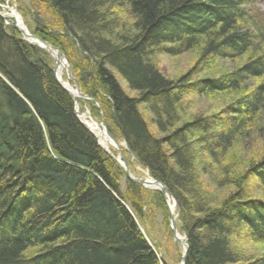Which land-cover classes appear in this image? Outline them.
Instances as JSON below:
<instances>
[{"label":"trees","instance_id":"obj_1","mask_svg":"<svg viewBox=\"0 0 264 264\" xmlns=\"http://www.w3.org/2000/svg\"><path fill=\"white\" fill-rule=\"evenodd\" d=\"M24 2L31 34L63 54L90 99L79 100V111L102 117L123 154L175 200L176 228L188 243L184 264H264V256L248 261L240 249L264 245V10L257 1ZM193 50L203 64L233 68L204 80L192 78L196 65L177 79L159 71V55ZM52 69L48 54L0 17V264H166L138 226L161 209L171 235L162 194L125 178ZM215 95L232 98L219 112L187 114L190 97ZM255 141L261 148L252 154ZM241 148L244 164L231 163ZM251 180L258 198L249 195ZM217 189L229 194L219 198Z\"/></svg>","mask_w":264,"mask_h":264},{"label":"rangeland","instance_id":"obj_2","mask_svg":"<svg viewBox=\"0 0 264 264\" xmlns=\"http://www.w3.org/2000/svg\"><path fill=\"white\" fill-rule=\"evenodd\" d=\"M19 6L21 7V9L19 8ZM25 6H26V3L24 2V0H19V2L12 1V0H3V2L0 1L1 13L6 15V14H9L10 11H15L20 16L22 23L24 24V27L31 34L29 28L33 30L34 26H35V22L33 21V18L30 15V13L26 10ZM256 6L259 10L263 11L264 10V0H257ZM19 10H21L22 14L19 12ZM41 19H44V21L45 20L50 21V19L46 15L45 16L42 15ZM11 21H12V19H11ZM36 21H37V19H36ZM197 52H198V50H193L190 52H185L184 54L177 56V57H170L167 55H159L155 59V62H156V65H157L159 71L162 74H164L167 78H170V79L179 78L181 75L185 74L187 70L194 67V65L197 66L196 72H198V74L194 75V77H192V78L193 79H203V80L210 78L213 75H214L213 77H216L219 75V73L221 71H223V70L227 71V70H230L233 68V66L228 61H226L225 63H222L220 60H218V61H212V63H210V64H206V63L203 64V60L200 61V58H199V55L197 54ZM48 57L53 62V67H54L53 59L49 55H48ZM207 61H209V60H207ZM67 67H68V64H67ZM67 74H70L69 68H67V70L66 69L64 70L63 80L65 82H67L69 84V86H71V88H74L72 82H70L67 79ZM117 78H118V76H117ZM118 81L128 96H135V93L130 92L122 80H120L118 78ZM231 98H232L231 95H228V97L218 96V95H215L212 97H205V96L204 97H194V96L190 97L187 100L189 103L187 114H190L191 112L192 113H199V114L200 113H203V114L208 113L209 114V113L219 112L221 110L222 104H224L225 102H228ZM77 107H78V112L80 113L79 118H81L82 116L85 115L88 118V120H93L95 123L100 125V119L96 120V119L91 118V116L89 114V109L87 107L82 106L81 107L82 111L81 112L79 111V101H78ZM140 111H141L145 121L148 123L150 132L153 133L155 136L159 137V134L156 132V129L150 124L151 123L150 122L151 117H152L150 115V113L146 109H144V107H140ZM80 120L83 122L82 119H80ZM85 122H86V120H85ZM251 145H252V148H251L252 154H253V151H255L256 149L261 148V144L259 141H255ZM123 149H125V147ZM247 149H249V148H247ZM236 150H237V152L235 151V160H232L231 163H238V162L243 163L244 162V158H243L244 155L242 156V153H241L243 151L242 148L240 150L239 149H236ZM247 153L249 154L250 152L247 151ZM112 154L114 156H116L118 154V152L115 150L114 153H112ZM252 154H250V155H252ZM124 156H125L126 161H129L132 164L129 169H130L131 175L133 177H135L137 179H149L150 176L148 175V172L146 170H143L140 166L136 165V163H134L130 154L125 153ZM125 178H126V175H125ZM123 179L124 178H121L122 188H124V180ZM248 186H249L248 190L250 192L249 195L254 196V198H258L259 191H257V188L259 189V186L256 183H254L252 180L250 181V183H248ZM146 190L153 191V190H149V189H146ZM156 191H158V190H156ZM215 191H217L216 194H217V196H219V198H222L224 195L229 194L228 189H221V190L217 189ZM166 199H167V203H169V205L171 206L172 205V198L169 196ZM260 199L262 200L263 197L260 196ZM165 204H166V200H165ZM166 206H167V204H166ZM167 208H168V206H167ZM168 215H169V213H168ZM173 216L175 217V219L177 218V215L175 214V207L173 208ZM163 220H164L163 211L161 209H155L153 211V214H152L150 220H148L147 223L146 222L145 223L142 222L141 224L138 223V226L140 227L141 232L143 233V235L146 238L149 239V237H150V239H152V241L154 242L153 244L156 243L155 245L156 246L158 245L157 257L161 258L166 264H180L182 246L173 240L172 234L169 235L168 229H166L165 225H163ZM168 221H170V216L168 217ZM169 230H170V228H169ZM243 233H247V231L243 230ZM178 234H179V236L184 237L179 232H178ZM240 249L242 250L243 256H245L246 260H248V261L250 259H254V258H258L260 256H264V245L259 244V243L253 244V243L244 242L241 245Z\"/></svg>","mask_w":264,"mask_h":264},{"label":"water","instance_id":"obj_3","mask_svg":"<svg viewBox=\"0 0 264 264\" xmlns=\"http://www.w3.org/2000/svg\"><path fill=\"white\" fill-rule=\"evenodd\" d=\"M15 12V11H14ZM0 17L3 19L5 26H9L11 28H14L16 31H18L20 33V35L22 36L23 40L26 41L28 44L31 45H35L39 48H41L42 50H44L54 61V67L52 69V72L54 74L55 80L58 82V84L72 97L74 104H75V112H77V104L79 100H85V101H90V99L88 97H86L85 95H83L81 93V90L79 88V86L75 83L74 78L72 77L71 74H67V79L72 82L73 84V89L75 92L78 93V96L75 97L73 96V94L70 92V90L66 89L61 83L60 81L57 79L56 77V66H57V60H55L52 55L51 52H55V54L57 55V58H62L64 60L65 63V69L67 70V62L65 57L63 56V54L56 48L50 46L48 43H46L43 40L38 39L37 37L31 35L29 32H27V30H21L17 27V23H16V19L14 20V22H12L11 20H8L5 18L4 14L1 13L0 11ZM27 38H31L34 42L29 41ZM94 102V101H93ZM99 108V107H98ZM101 114V113H100ZM78 119L80 120L79 116ZM81 121V120H80ZM82 122V121H81ZM83 123V122H82ZM100 126L103 128V130L105 131V133L107 134V136L113 141V143L115 144L118 154L116 156H114L112 153L106 151L105 149H103L100 144L99 146L111 157L113 158L124 170L126 178L140 186H142L143 188L148 189L146 186L147 185H153L154 188L153 190H158L160 191V193L162 194L163 198L166 200V204L167 203V199L169 196L171 197V195L169 194L168 190L165 188V186H163L160 182L153 180L152 178L149 177V179H137L135 177H133L131 175V172L129 170V167L127 165L125 156L123 155L121 149L119 148V144L118 142L109 134L107 127L104 123V120L102 119V117L100 118ZM87 129L89 130L88 126L86 125ZM90 131V130H89ZM91 132V131H90ZM92 133V132H91ZM93 134V133H92ZM94 135V134H93ZM95 136V135H94ZM98 142V141H97ZM172 198V197H171ZM176 206V202L175 200L172 198V205L171 207L168 205V210H169V216H170V221H169V228L171 230L172 233V237L173 240L176 243H179L182 246V254H181V259H180V264H184L185 260H186V256H187V251H188V243L185 237H179L177 229H176V223H175V217L173 216V208Z\"/></svg>","mask_w":264,"mask_h":264},{"label":"bare ground","instance_id":"obj_4","mask_svg":"<svg viewBox=\"0 0 264 264\" xmlns=\"http://www.w3.org/2000/svg\"><path fill=\"white\" fill-rule=\"evenodd\" d=\"M6 19H12L15 20L16 19V23H17V27L21 30H27L24 27V24L22 23V20L20 18V16L14 12V11H10L9 14H4ZM28 32V31H27ZM29 41L34 42L31 38H27ZM52 57L57 60V66H56V77L57 79L60 81V83L68 90H70V92L73 94V96L77 97L78 93L74 91L73 88H71V86H69V84L67 82H65L63 80V74H64V70H65V63L64 60L62 58H57V55L55 54V52H51ZM78 105V104H77ZM80 119L83 120V124L86 126H88L89 130L95 135V137L97 138L98 143L100 144V146L105 149L106 151L110 152V153H114V151H117V148L115 146V144L113 143V141L107 136V134L105 133V131L103 130V128L98 125L97 123H95L93 120H88V118L84 115L82 116ZM86 120V122H85ZM85 122V123H84ZM118 142V141H117ZM119 144V148L121 149L122 153H123V148L124 145L121 142H118ZM118 152V151H117ZM148 189H153L154 186L153 185H147L146 186ZM179 235V234H178ZM180 237V236H179Z\"/></svg>","mask_w":264,"mask_h":264}]
</instances>
